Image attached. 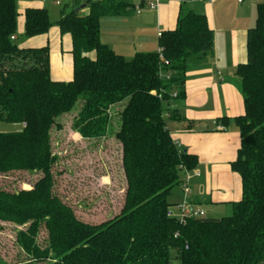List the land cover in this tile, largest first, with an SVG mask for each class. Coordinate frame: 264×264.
<instances>
[{
    "label": "trees",
    "instance_id": "obj_1",
    "mask_svg": "<svg viewBox=\"0 0 264 264\" xmlns=\"http://www.w3.org/2000/svg\"><path fill=\"white\" fill-rule=\"evenodd\" d=\"M85 7L84 15L62 12L57 23L72 38L73 78L56 82L47 46L20 48L10 39L17 32L16 0H0V122L21 126L0 132V172L43 174L30 191L0 188V221L25 227L16 243L34 263L264 264V2L247 32V61L235 71L244 115L216 122L224 127L232 121L241 137L231 164L241 178V200L230 216L184 223L167 216V197L198 161L172 140L164 112L172 99L184 97L187 69L212 55L213 32L205 16L181 8L176 28L159 37L158 53H137L127 61L101 43L100 19L134 5L102 0ZM51 27L45 9L25 11L23 37ZM77 103L72 127L84 139L105 137L112 108L124 104L114 136L122 145L125 201L115 220L100 225L78 220L53 193L50 133ZM41 228L47 233L43 248L37 243Z\"/></svg>",
    "mask_w": 264,
    "mask_h": 264
},
{
    "label": "crops",
    "instance_id": "obj_2",
    "mask_svg": "<svg viewBox=\"0 0 264 264\" xmlns=\"http://www.w3.org/2000/svg\"><path fill=\"white\" fill-rule=\"evenodd\" d=\"M59 2L57 4L56 2ZM94 1V0H91ZM134 5L118 16L100 19V41L115 54L130 61L137 53H158V33L176 28L180 9L206 17L213 32V53L185 72L184 97L172 99L167 107L166 129L180 149L197 157L195 170L181 175L177 185L181 199L201 210L205 218L219 219L242 197V182L231 164L237 158L241 137L230 121L224 127L216 123L222 118L244 115V104L235 75L237 66L247 61V32L252 28L251 13L237 0H164L151 9L144 0H122ZM85 0H16L17 32L23 36L25 11L45 9L48 14L62 12L86 14ZM48 6V8H46ZM83 6V8H82ZM138 6L139 9L135 7ZM49 48L50 78L69 82L73 78L72 38L61 34L57 24L44 35L25 38L20 48ZM93 57V54H90ZM170 110V111H169ZM171 112V116L169 113ZM164 114V116H165ZM168 119V120H167ZM190 189L184 198L182 181ZM173 188L170 194L173 192ZM169 194V195H170ZM174 198L172 206H178ZM173 202V201H172Z\"/></svg>",
    "mask_w": 264,
    "mask_h": 264
},
{
    "label": "rangeland",
    "instance_id": "obj_3",
    "mask_svg": "<svg viewBox=\"0 0 264 264\" xmlns=\"http://www.w3.org/2000/svg\"><path fill=\"white\" fill-rule=\"evenodd\" d=\"M263 2L264 0L244 2L247 12L251 13L252 27L256 22L257 6ZM63 7L65 6L59 9ZM59 9L48 14L50 23L54 26L60 19L57 12ZM24 41L25 37L20 36L15 43L22 46ZM79 107L80 103H77L72 112L61 115L57 119L60 128L54 127L50 133L53 193L74 211L78 220L91 225H100L115 220L121 214L125 201L127 185L122 166V145L114 136L119 129V113L124 104L112 108V121L107 135L93 139H84L72 127ZM20 128V125L0 122V132H13ZM185 175L188 176V173ZM41 178L43 174L36 170L0 172V188L10 193L30 191ZM184 182L183 180L182 185ZM174 188L167 200L169 203H174V198L178 199L176 204L180 207L183 205V198L181 199L179 187ZM175 207L172 206L171 211L174 212L175 217H178ZM231 213L226 212L224 217L230 216ZM24 229V226L0 221V262L43 264L30 262L26 253L17 245L16 234ZM46 237V231L41 228L37 243L42 248L46 245ZM176 262L174 261L173 264Z\"/></svg>",
    "mask_w": 264,
    "mask_h": 264
},
{
    "label": "built area",
    "instance_id": "obj_4",
    "mask_svg": "<svg viewBox=\"0 0 264 264\" xmlns=\"http://www.w3.org/2000/svg\"><path fill=\"white\" fill-rule=\"evenodd\" d=\"M85 1H91V0H85ZM94 1H102V0H94ZM164 0H144V2H147L149 7L151 9H153L155 7V5L159 4L160 2H162ZM239 3L242 1V0H237ZM57 4H59V2L57 1L56 2ZM136 9H139L138 6L135 7ZM162 33H158V37L161 36ZM12 41H15V36H11L10 38ZM160 55V58H162V55L161 53L159 54ZM168 65V62L165 61V66ZM165 77L166 78H169V74H165ZM177 96V93L174 92L172 94V97L175 98ZM188 177V176H187ZM182 188H183V194H184V198L187 197V195L189 194L190 192V189L187 185V182H184L183 185H182ZM179 216L178 217H175L174 215V212L171 211V209L168 210L167 212V216L169 218H175L177 219L180 223H184L186 221L187 218H194V219H200V218H203L204 217V213L201 211V210H198V209H194L192 208L187 201H184L183 202V205L182 206H177L175 207Z\"/></svg>",
    "mask_w": 264,
    "mask_h": 264
},
{
    "label": "water",
    "instance_id": "obj_5",
    "mask_svg": "<svg viewBox=\"0 0 264 264\" xmlns=\"http://www.w3.org/2000/svg\"><path fill=\"white\" fill-rule=\"evenodd\" d=\"M82 8H83V6H82ZM78 11H79V9H76V10H75V12H78Z\"/></svg>",
    "mask_w": 264,
    "mask_h": 264
}]
</instances>
